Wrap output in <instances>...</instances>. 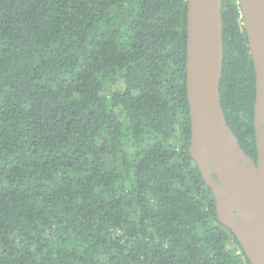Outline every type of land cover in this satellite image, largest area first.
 <instances>
[{
    "label": "trees",
    "instance_id": "16d2710c",
    "mask_svg": "<svg viewBox=\"0 0 264 264\" xmlns=\"http://www.w3.org/2000/svg\"><path fill=\"white\" fill-rule=\"evenodd\" d=\"M186 0H0V264H250L190 155ZM219 100L256 162L255 71L222 0Z\"/></svg>",
    "mask_w": 264,
    "mask_h": 264
},
{
    "label": "water",
    "instance_id": "95a60500",
    "mask_svg": "<svg viewBox=\"0 0 264 264\" xmlns=\"http://www.w3.org/2000/svg\"><path fill=\"white\" fill-rule=\"evenodd\" d=\"M222 0H186V95L189 152L215 198L216 216L238 240L250 264H264V0H237L255 71L257 164L225 122L219 100ZM211 175L217 177L215 183ZM236 212L250 222L231 217Z\"/></svg>",
    "mask_w": 264,
    "mask_h": 264
},
{
    "label": "flooded vegetation",
    "instance_id": "af4514ba",
    "mask_svg": "<svg viewBox=\"0 0 264 264\" xmlns=\"http://www.w3.org/2000/svg\"><path fill=\"white\" fill-rule=\"evenodd\" d=\"M261 124L264 123V114H261ZM245 154V153H244ZM248 157V156H247ZM253 161V160H252ZM254 162V161H253ZM255 164H257V160L256 162H254ZM212 176V179L215 183H218V180H217V177L215 175H211ZM231 217L237 221H243V222H250V220H246L245 218H243L241 215H239L238 213L236 212H233L231 213Z\"/></svg>",
    "mask_w": 264,
    "mask_h": 264
}]
</instances>
